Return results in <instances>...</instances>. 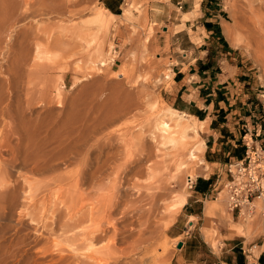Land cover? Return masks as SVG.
Masks as SVG:
<instances>
[{
    "label": "rangeland",
    "instance_id": "rangeland-1",
    "mask_svg": "<svg viewBox=\"0 0 264 264\" xmlns=\"http://www.w3.org/2000/svg\"><path fill=\"white\" fill-rule=\"evenodd\" d=\"M9 1L0 0V28L10 31L8 36L12 38L11 35L16 34L14 38L17 39L21 31L27 29L29 32H38L41 28L40 30L51 31L54 43L52 46L48 45L45 35L40 33L39 37L43 36L42 41L39 38L40 57L33 46L25 66L20 69L22 72L18 78V89L7 91L6 104H12L8 113H16V117L13 115L15 118L12 119L9 114L1 117V120L4 119L0 120L1 129H5L3 122L7 121L4 123L9 129L5 131L10 130L13 133L4 131L5 134L3 132L2 135H6L14 141L13 143L23 140L22 144L29 143L30 146L32 144L33 147H41L44 162L56 165L59 169L48 174V177L29 176V182L19 178L11 182L14 199L12 205H9L10 209L5 210V231H0L5 247L8 245L3 248V252H6L5 258H2L6 262L4 264H172L177 242L185 235L173 238L169 228L175 223L182 209L174 212L177 215H174L175 220L171 219L172 221L167 223L168 226L165 224L163 232L149 240L146 237H149L150 223L144 224L141 216L135 211L138 205L136 200L141 193L148 194L149 200L156 201L159 198L157 206L160 205L161 209L153 219L155 223H159L161 214L166 215L163 210L166 204H171L177 195H184L187 191V196L190 197L197 179H200L203 172L198 171V166L202 163V158L205 160V150L202 155L203 147L198 160L191 163L189 168L181 169V161L178 160L184 161L185 157L178 154L179 145L168 144L172 147H161L153 140L151 125L157 117L169 114L171 106L167 102L166 90L170 89L174 82V60L169 54V45L159 39L160 34H165V25L155 24L149 16V3L165 0H131L130 15L123 16L124 4L116 18L108 16L99 0H80V3H77V0H23L25 5L27 4L24 5L26 9L22 6L24 3H20L21 0H15L21 8L19 12L24 13L26 17L24 21L19 22L8 17ZM219 1L225 10L231 58L239 63L241 70L249 74L245 77L246 82L248 79L254 94L260 96L264 106V4L261 5L256 0ZM29 7L34 9L33 12ZM82 10L84 13H80ZM98 16L106 19V26L99 33L92 24ZM9 25L11 26L8 27ZM84 29L88 31L85 32ZM89 29H93V32ZM169 30L172 32V28ZM10 37L7 38V42L10 40L9 46L15 42L14 38ZM13 48L19 50L18 46ZM115 49L117 54H113ZM108 54L116 56L112 59ZM5 55L0 56V71H3V74L14 57L9 60ZM114 58L118 59L116 63L99 67L100 61L106 62L108 59L109 62ZM1 74V80L7 77L6 74ZM245 85L247 87V84ZM13 107L16 109L13 111L17 112L12 113ZM181 116L186 124L197 128L199 138H193L191 141L193 145H199L204 139L207 122L204 129H201L202 125L194 122L191 119L193 117L188 118L190 116L184 114ZM15 131L19 132L16 134ZM111 136L120 137L117 141V138L113 139ZM144 140L145 143L148 141L147 145ZM73 148L81 149L73 151ZM158 148H162V151ZM148 154L152 155L150 162L146 158ZM66 160L71 161V164L65 166ZM156 162L161 165L155 167L153 172L149 171V167ZM132 164L137 170L132 171ZM80 168H85L90 174L101 170L105 179L95 181L94 190L78 180L79 185H83L79 187L76 173H79ZM73 172L75 173L72 176ZM176 177H179L178 180ZM190 180L194 181L193 188L189 187ZM149 183L153 184V188L147 191L145 186ZM91 190L96 196L100 193L108 198L107 200L110 199L114 204L119 203L121 206L118 211L121 215L117 212L112 215V223H116L114 226L119 231L115 232L114 228L109 226V232L104 233L101 239L97 236L99 233H94V229L102 219V211L98 205L95 207L90 203L89 199L86 201V194H90ZM161 190H164V193ZM172 190H176L174 196L171 195ZM81 193L86 196L85 201ZM162 194L167 196L165 202L161 199ZM215 197L218 200L213 204L216 213L212 220L218 218L231 221L226 194L221 192L220 188L215 187V191L200 202L199 209L204 211L208 202ZM146 203L147 201L144 202ZM259 211L258 202L257 212L249 217L241 216L237 225L243 229L247 228L250 234L264 233V217ZM122 212L128 213V219L125 221ZM166 219L162 217L160 222L165 220V223ZM157 225L162 227L164 224H156V227ZM234 226L232 223L231 227ZM203 234L213 246H216L221 238L215 221L211 222L209 228H203ZM139 235H144L145 238L141 239ZM262 249L264 248H255L252 251L254 260L252 257L250 260L255 261L254 256ZM205 264H211V261L208 260Z\"/></svg>",
    "mask_w": 264,
    "mask_h": 264
},
{
    "label": "crops",
    "instance_id": "crops-1",
    "mask_svg": "<svg viewBox=\"0 0 264 264\" xmlns=\"http://www.w3.org/2000/svg\"><path fill=\"white\" fill-rule=\"evenodd\" d=\"M99 2L115 17L124 4L123 16H129L132 9L131 0ZM224 13L219 0L149 3L150 19L155 24L165 25V34H160L159 39L169 45V54L174 60V82L166 90L167 102L171 110L193 117L194 122L202 125L201 129L207 122L202 151L203 155L205 150L206 161L202 158L198 166V171L203 172L169 228L173 238L185 235L177 242L182 243V247L177 245L172 264H205L208 260L211 264H249L248 250L264 248V233L250 234L247 228L237 225L241 219L238 210H229L231 221L212 220L216 213L213 204L218 198L208 202L204 211L199 209L200 202L215 191L221 175L225 176L227 163L245 157V133L249 131L264 146L263 101L254 94L248 79L246 82L249 74L231 58ZM212 221L217 223L221 235L216 246L203 234V228H209ZM254 258L256 264H264V249Z\"/></svg>",
    "mask_w": 264,
    "mask_h": 264
},
{
    "label": "bare ground",
    "instance_id": "bare-ground-1",
    "mask_svg": "<svg viewBox=\"0 0 264 264\" xmlns=\"http://www.w3.org/2000/svg\"><path fill=\"white\" fill-rule=\"evenodd\" d=\"M2 1V0H1ZM8 0H6V2H7ZM23 0H21L20 1V3L22 4V3H24V1L22 2ZM32 1V0H31ZM78 2L77 3H80V0H77ZM257 2H259L261 5L262 4H264V1L263 0H256ZM29 2V1H28ZM40 2V1H39ZM32 2H30V4H31ZM36 3V2H35ZM81 3H82V1H81ZM8 4V5H7ZM7 4H4V6H9V11H8V14H9V16L8 17H10L11 19H12V21H13V19H16V21L17 22H19V21H24L25 19H26V17H25V15H24V13H22V12H19L20 10H21V8H19L18 6V4L16 3V1L15 0H10L9 1V3H7ZM37 4V3H36ZM40 4V3H39ZM24 5H25V3L22 5L23 6V8H25L24 7ZM27 5V4H26ZM25 5V6H26ZM41 5H43V4H41ZM31 7H32V5H30ZM183 6V5H182ZM31 7H29V9H30V11L32 10V12H33V10L34 9H32ZM34 7V6H33ZM64 7V6H63ZM27 8V7H26ZM25 8V9H26ZM38 8V7H37ZM36 8V9H37ZM20 9V10H19ZM50 9V8H49ZM37 10H39V8L37 9ZM52 10V9H51ZM86 10V9H85ZM180 10V9H179ZM48 11V10H47ZM84 10H82V11H80V13L81 12H83ZM35 12L37 13V11L35 10ZM34 12V13H35ZM49 12V11H48ZM71 12V11H70ZM84 13V12H83ZM2 14V13H1ZM1 14H0V17H1ZM38 14V13H37ZM53 14V13H52ZM3 15H5V14H3ZM34 14H32V16H33ZM39 15V14H38ZM49 15H51V14H49ZM31 16V17H32ZM35 16V15H34ZM37 16V15H36ZM108 16H110L111 18L112 17H114V18H116L115 16H112V15H108ZM6 17V16H5ZM7 17V18H8ZM7 18H5V20L7 19ZM9 18V19H10ZM10 19V20H11ZM36 19V18H35ZM37 20V19H36ZM6 22V21H5ZM8 22V21H7ZM27 22V20L25 21V23ZM9 23H12V22H10L9 21ZM3 24H6V23H3ZM92 24L93 25H95V28H96V32L97 33H99V31H101L102 30V28L103 27H105L106 26V19H104L102 16H98L94 21H92ZM2 25V24H1ZM8 25V24H7ZM26 25V24H25ZM39 25V24H38ZM6 26V25H5ZM11 25H9L8 27H10ZM30 26L32 27V25H31V22H30ZM12 27H13V25H12ZM34 27H36V29H38L39 27H37V26H34ZM3 28V27H2ZM25 28H27V27H25ZM21 30H22V28H20ZM35 29V30H36ZM41 28H39V31L38 32H29L27 29L26 30H24V31H21V32H19V37L16 39V38H14V35H16V34H14V35H11V36H13L12 38H14V41L15 42H13V44H10V46L8 45V42L10 41V40H8V42H7V38H9L10 36H8L9 34H8V32H10V31H7V29L6 28H4V29H1L0 28V56L1 55H5V54H7V56L6 57H9L8 59L9 60H11L10 59V57H12V56H14V57H12V60L10 61L11 62V64L8 66V68L6 69V71H4V74H6L7 75V77H5L3 80H1L0 79V120H1V117L3 118L6 114H7V116H8V112L9 111H11V107H10V105H12L11 103H10V105L9 104H6V97H5V95H8V92L7 91H10V90H13L14 89V91H15V88H17L18 87V83H19V81H18V78L20 77V72H22V71H20V69L21 68H23L22 66H25L24 64L26 63V58H27V56H28V58H29V56H30V52H31V49H33L32 47L33 46H35L36 48H35V50H36V53H37V55H38V57H40V53H41V49H40V40L42 41V37H39V35H40V33H43L44 35H45V39L47 40V44L48 45H50V46H52V44L54 43L53 41H52V37H51V31L49 32L48 30H40ZM16 30H17V28H16ZM50 30H53V29H50ZM92 30V32H93V29H89V31H91ZM13 31V30H12ZM18 31V30H17ZM66 31V30H65ZM83 31H85V29L83 30ZM86 31H88L87 29H86ZM85 31V32H86ZM13 33V32H12ZM15 33H17V32H15ZM52 33H53V31H52ZM89 34V33H88ZM262 34V33H261ZM18 35V34H17ZM42 35V34H41ZM85 36H86V34H85ZM90 36V35H89ZM263 36V35H262ZM99 37V36H98ZM11 37H10V39H12ZM39 38H40V40H39ZM43 38V39H44ZM256 38V37H255ZM261 38V37H260ZM264 38V37H263ZM16 39V40H15ZM44 39V40H45ZM262 39V38H261ZM264 40V39H263ZM262 40V41H263ZM39 41V42H38ZM96 41H97V39H96ZM259 41V40H258ZM7 42V43H6ZM264 42V41H263ZM260 44V43H259ZM19 47V50L17 51L16 49H14L13 47ZM260 47H261V45H259ZM264 46V45H263ZM114 47H118V46H114ZM48 48H50V47H48ZM263 48V47H262ZM118 49V48H117ZM264 49V48H263ZM263 49H261V50H263ZM112 50V49H111ZM111 50H110V52H111ZM68 51V50H67ZM98 51L100 52L101 51V49H98ZM259 51V50H258ZM110 52H109V54H110ZM113 52V51H112ZM263 52V51H262ZM49 53V52H48ZM29 54V55H28ZM109 54H108V57L110 58V57H112V59H113V57H115L116 55H111V56H109ZM112 54V53H111ZM117 54V53H116ZM27 58V59H28ZM108 58V59H109ZM8 59H6L7 61H8ZM108 59L106 60V62L105 61H100L99 62V67L100 66H102V67H106V65H107V63L108 64H110V63H114V61H115V58H114V60H110L109 62H108ZM4 60V59H3ZM5 61V60H4ZM28 61V60H27ZM2 62V61H1ZM8 63V62H7ZM28 63V62H27ZM9 64V63H8ZM4 66V65H3ZM28 66V65H27ZM7 67V66H6ZM3 68V67H2ZM0 73H2L1 75H4L3 74V71L1 72L0 71ZM21 78H22V76H21ZM20 80V79H19ZM18 89V88H17ZM14 91H12V92H14ZM12 92L10 93V94H12ZM5 93H7V94H5ZM9 94V95H10ZM13 95V94H12ZM8 97L9 96H7V99H8ZM8 101H9V99H8ZM7 101V102H8ZM12 101V100H11ZM10 101V102H11ZM10 109V110H9ZM13 110H16V109H14V107H13V109H12V113L13 112H17V111H13ZM11 113V112H10ZM16 113H13L12 115L11 114H9V116L11 115V118L13 117V118H15L16 117V115H15ZM15 117H14V116ZM7 116H6V119L5 120H7ZM17 117H18V115H17ZM8 118H10V117H8ZM12 118V119H13ZM182 116H181V114H179L178 112H176V111H173V110H169V114H166V115H161V116H159V117H157V119L154 121V123L151 125V130H152V136H154L153 137V140L154 141H156V143L159 145V146H161V147H172V146H168V144H170V145H175V144H177V145H179L178 146V148H180V151H179V155L181 154L182 156H184L185 157V160L183 161V160H178V161H181V163L179 164L178 163V161H177V163L179 164V166L181 167V169H187V168H189V166L191 165V163H193V162H195V161H197L198 160V158H199V156L198 155H200L201 154V151H202V148L205 146V144H204V142L202 141L199 145H197L196 143L193 145L192 144V141H191V139H195V138H199V133H198V130H197V128L196 127H192L191 125H189V124H186L183 120H182ZM2 120H4V119H2ZM1 120V121H2ZM9 120V119H8ZM1 121H0V123H1ZM12 121V120H11ZM15 121V120H14ZM4 122H6L7 123V121H4ZM3 122V124L5 125V129L6 130H8L9 128H8V126H7V124H5ZM9 124V123H8ZM18 124H16V126H17ZM0 126H2V124H0ZM6 126H7V128H6ZM10 126V125H9ZM19 126V125H18ZM16 128V127H15ZM2 129H4L3 127H2ZM1 129V127H0V231H2V230H4L3 228L6 226V224H4V222H3V219L5 218V216L7 215V213H5V210L6 209H10V207H9V205H12L11 203H13L12 201H13V199H14V191H13V188H11V182H13V180L15 179V178H19V179H23V180H25L26 182L29 180L30 181V177L29 176H32V177H36V176H47L48 174H52V173H54V172H56L58 169H59V167L58 166H56V165H53V164H50V163H48V162H44V160H43V157L41 156V153H42V149H41V147L40 148H36V147H33L34 145H32L31 144V146L30 145H28L29 143V141L31 140H28V144L27 145H25V144H22L23 142V140H17L18 142L17 143H13L11 140H10V138H8L6 135H2V133L5 131V129L4 130H2ZM11 129V131H12V128H10ZM20 130V129H19ZM6 132V131H5ZM5 132H4V134H5ZM12 133V132H10V130L9 131H7L6 133ZM16 132V131H15ZM15 132H14V135H15ZM17 132H19V131H17ZM17 132H16V134H17ZM21 133V132H20ZM13 134V133H12ZM11 134V135H12ZM127 134H128V132H127ZM10 135V136H11ZM18 135H19V133H18ZM21 135V134H20ZM8 136H9V134H8ZM113 136V135H112ZM111 136V137H112ZM123 136H124V133H123ZM13 137H15V136H13ZM13 137H11L12 138V140H13ZM120 136H118V138H119ZM149 137H151V136H149ZM18 138H20L19 136H18ZM17 138V139H18ZM23 138V137H22ZM113 139H116V138H114V137H112ZM112 138H110V139H112ZM118 138H117V141H118ZM138 138V137H137ZM109 139V141H111ZM142 139V138H141ZM146 139V138H145ZM79 140V139H78ZM15 141H16V138H15ZM21 141V142H20ZM31 141H33V140H31ZM129 141H131V140H129ZM78 142V141H77ZM81 142V141H80ZM114 142V141H113ZM116 142V141H115ZM114 142V143H115ZM127 142V144H128V141H126ZM143 142V141H142ZM24 143H25V141H24ZM31 143V142H30ZM35 142H33V144H34ZM75 143V142H74ZM82 143V142H81ZM117 143V142H116ZM144 143H145V140H144ZM144 143H142V144H144ZM146 143H148V141L146 142ZM145 143V144H146ZM36 144V143H35ZM80 144V143H79ZM149 144H150V142H149ZM147 145V144H146ZM36 146V145H35ZM82 146V145H81ZM115 146V145H114ZM114 146H112L113 147V149H114ZM128 146V145H127ZM111 147V148H112ZM148 147V146H147ZM149 147H152V146H149ZM76 148V147H75ZM75 148H73V151L75 150V151H77ZM175 148V147H174ZM177 148V149H178ZM81 149V148H80ZM80 149L78 150V151H80ZM113 149H111V150H113ZM118 149V148H117ZM120 149V148H119ZM153 149V148H152ZM159 150H161L160 148H158ZM164 149V148H163ZM151 150V149H150ZM174 150V149H173ZM72 151V152H73ZM162 151V150H161ZM176 151V150H175ZM113 152V151H112ZM158 152V151H157ZM160 152V151H159ZM77 152H75V154H76ZM163 153V152H162ZM162 153H158L159 155L160 154H162ZM73 154V156H74V152L72 153ZM71 154V155H72ZM76 155H78V154H76ZM163 155H165V153L163 154ZM162 155V156H163ZM179 155H178V157H179ZM162 156H161V158H162ZM168 156V155H167ZM76 157V156H75ZM77 158V157H76ZM146 158H147V160H148V162H150L151 161V159H152V155L151 154H148V156H146ZM164 158V157H163ZM181 159V158H180ZM167 160V159H166ZM143 163V162H142ZM68 164H71V161H69V160H66V161H64V165L65 166H68ZM133 165V164H132ZM158 165H161L159 162H156V164H154V165H152V166H150L149 167V171H151V172H153L154 171V168L155 167H157ZM133 170H137V168L136 167H134V165H133V169H132V171ZM189 171V170H188ZM98 172H100L99 174H98ZM180 172V171H179ZM182 172V171H181ZM74 173L75 172H73L72 173V176L74 175ZM189 173V172H188ZM76 174H78L77 175V181L79 180V181H82V183H83V185L84 184H86V185H89L90 187H92L91 189L92 190H94V184H95V181H104V172H102L101 170H98V171H96V172H92L91 174L89 173V171L87 172V170H85V168L84 169H81L80 168V171H79V173L77 172ZM76 174H75V176H76ZM71 176V177H72ZM96 176H98V177H96ZM48 177V176H47ZM151 177V176H150ZM161 177V176H160ZM168 177H171V176H168ZM61 178V177H60ZM74 178V177H73ZM76 178V177H75ZM108 178V177H107ZM178 178L179 177H176V179L178 180ZM165 179H166V177H165ZM17 180V179H16ZM61 180V179H60ZM66 180V179H65ZM69 180V179H68ZM67 180V181H68ZM73 180V179H72ZM71 180V181H72ZM167 180V179H166ZM28 181V182H29ZM64 181V180H63ZM76 181V182H77ZM79 181H78V185H79ZM157 181V180H156ZM159 181V180H158ZM163 181V180H162ZM181 181V180H180ZM16 182V181H15ZM177 182V181H176ZM73 183H74V181H73ZM81 183V182H80ZM82 183H81V185H82ZM167 183H168V181H167ZM166 183V184H167ZM169 183H171L172 184V182L171 181H169ZM175 183V182H174ZM73 185V184H72ZM82 185V186H83ZM163 185V184H162ZM169 185V184H168ZM172 185H174V184H172ZM171 185V186H172ZM30 186H31V184H30ZM82 186H80L79 185V187H82ZM146 187V189H147V191H150L152 188H153V184L151 183V185H150V183L147 185V186H145ZM163 187H164V185H163ZM163 187H161V189L163 188ZM170 187V186H169ZM69 188H71V184H70V186H69ZM165 188H166V186H165ZM165 188H163V189H165ZM173 188V187H172ZM172 188H170V189H172ZM80 189H82V188H80ZM174 189V188H173ZM91 190V192H90V194H86V196L88 195V197H86L84 194H82L81 193V197H83V199H84V201H85V197H86V201L89 199L90 200V203H92L93 205H95V207H96V205H98V208L102 211V215H101V217H102V219H101V221L99 222V224L95 227V229H94V233H99V234H97V236H99L100 237V239H101V237H103L104 236V233H106L107 231L109 232V226L111 227V228H114V231L115 232H117V231H119V230H117L116 228H115V226H116V223L115 224H113L112 223V221H114L113 220V217L114 216H112V215H115L116 214V212L118 213V211H119V208L121 207L120 205H119V203H118V205L117 204H114L113 202H111V200L109 199V200H107L108 198H106L104 195H102V194H100L99 193V195L98 196H96L95 194H94V192ZM160 190V189H159ZM31 191V190H30ZM80 191V190H79ZM162 191V190H161ZM164 191V190H163ZM162 191V192H163ZM166 191H168L167 189H166ZM175 191L176 190H174V192H173V190H172V194L171 195H173L174 196V194L173 193H175ZM96 192V191H95ZM159 193V192H158ZM164 193V192H163ZM61 194V193H60ZM160 194H161V192H160ZM180 194V193H179ZM84 195V196H83ZM158 196L157 197H159V194H157ZM177 195V194H176ZM187 195H188V191H187V193L186 194H184V195H182V194H180V195H177L175 198H174V200H172L173 202L170 204V203H168L169 205H167L166 203V205H165V208L163 209L164 210V212L166 213V215L164 216V215H162L161 214V220L160 219H158V218H156V219H158L157 221L159 222V223H162V224H164L162 227H158V225H157V227H156V224H159V223H155V220H153L155 217H157V216H155L156 215V213L161 209L159 206H157V204H158V199L159 198H157V200L156 201H154V200H149V195L147 194H140V196H138V199L136 200V203L138 204L137 205V207H136V209H135V211L141 216L140 218H142L143 219V223L144 224H146V223H150L149 225H150V231H149V237H146L147 239H153V237H155L157 234H159V233H161V232H163L165 229L164 228H166V226H165V224H167V223H169L170 222V220L171 219H173L174 218V215H176V214H174V212H176V211H178V210H180V209H182L183 208V206L185 205V203H186V201H187ZM161 196V195H160ZM132 197H133V195H132ZM154 197H155V195H154ZM154 197H153V199H154ZM166 194H162V196H161V199L163 200V202H165V199H166ZM152 198V197H151ZM171 198V197H170ZM172 199V198H171ZM171 199H169L170 201L169 202H171ZM167 200V199H166ZM147 201V203L146 204H144V202H146ZM161 201V200H160ZM157 202V203H156ZM135 203V202H134ZM91 204V205H92ZM133 206V205H132ZM94 208V207H93ZM93 208H91V212H92V209ZM97 210V209H96ZM122 210H124L123 208H122ZM128 210V209H127ZM162 210V211H163ZM6 211H8V210H6ZM125 212H127V211H125ZM120 213H118V215H119ZM122 214H123V212H122ZM178 214V213H177ZM121 215V214H120ZM131 215V214H130ZM92 216V215H91ZM127 216H128V213H124L123 214V216L122 217H124L123 218V220L125 221V220H127L128 218H127ZM177 216V215H176ZM130 217V216H129ZM132 217H133V215H132ZM159 217H160V215H159ZM162 217H164V218H167L166 219V222L164 223V221L163 222H160V221H162ZM249 217V216H248ZM6 219H7V216H6ZM115 219V218H114ZM174 220H175V218H174ZM5 221V220H4ZM116 221V220H115ZM139 221H140V219H139ZM172 221V220H171ZM57 223V222H56ZM106 223H108V224H106ZM171 224H172V222H171ZM115 225V226H114ZM131 225V224H130ZM148 225V226H149ZM64 226V225H63ZM62 226V227H63ZM66 226V225H65ZM143 226V225H142ZM167 226H168V224H167ZM149 228V227H148ZM164 229V230H163ZM63 230V229H62ZM122 230V229H121ZM124 230V229H123ZM163 230V231H162ZM5 231V230H4ZM144 233V232H143ZM147 233V232H146ZM66 234V233H65ZM145 234V233H144ZM107 235H108V233H107ZM66 236V235H65ZM59 237H61V235L59 236ZM139 237L141 238V239H144L145 238V236L144 235H142V236H140L139 235ZM62 240H64V239H62ZM146 240V239H145ZM65 241V240H64ZM94 241V240H93ZM92 241V242H93ZM61 242H63V241H61ZM7 243V242H6ZM94 243V242H93ZM5 241H3L2 240V237L0 236V264H2V261L4 260H2V258L4 257L5 258V253L3 252V250L8 246H6L5 247ZM10 244H12V243H9V245ZM14 244V243H13ZM96 244V243H95ZM94 246V245H93ZM10 247V246H9ZM12 247V246H11ZM4 248V249H3ZM7 250H9V249H7ZM7 250H5V251H7ZM59 251V250H58ZM8 252V251H7ZM60 252H61V250H60ZM58 254V253H57ZM250 256V255H249ZM248 256V257H249ZM60 257V256H59ZM62 257V256H61ZM251 258V257H250ZM249 258V259H250ZM62 259V258H61ZM252 260H254L253 259V257H252ZM4 262H5V260L3 261V264H4ZM6 263V262H5Z\"/></svg>",
    "mask_w": 264,
    "mask_h": 264
},
{
    "label": "built area",
    "instance_id": "built-area-1",
    "mask_svg": "<svg viewBox=\"0 0 264 264\" xmlns=\"http://www.w3.org/2000/svg\"><path fill=\"white\" fill-rule=\"evenodd\" d=\"M116 53L117 49L113 54ZM243 141L245 157L227 163L224 168L225 177H221L215 187L225 192L229 210H238L239 216L254 215L259 202V213L264 217V146L249 131L244 134ZM193 184L194 181L190 180L189 187L193 188ZM248 254L253 256L251 250H248ZM249 264L256 262L249 259Z\"/></svg>",
    "mask_w": 264,
    "mask_h": 264
},
{
    "label": "water",
    "instance_id": "water-1",
    "mask_svg": "<svg viewBox=\"0 0 264 264\" xmlns=\"http://www.w3.org/2000/svg\"><path fill=\"white\" fill-rule=\"evenodd\" d=\"M178 247H182V243H179Z\"/></svg>",
    "mask_w": 264,
    "mask_h": 264
}]
</instances>
